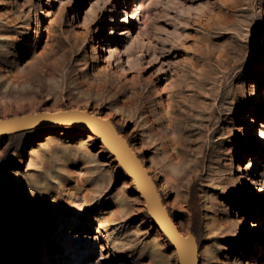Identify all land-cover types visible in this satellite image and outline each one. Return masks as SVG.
Wrapping results in <instances>:
<instances>
[{"label": "rangeland", "instance_id": "374dc122", "mask_svg": "<svg viewBox=\"0 0 264 264\" xmlns=\"http://www.w3.org/2000/svg\"><path fill=\"white\" fill-rule=\"evenodd\" d=\"M262 90L264 0H0V119H111L199 264H264ZM145 204L78 127L0 137V264H180Z\"/></svg>", "mask_w": 264, "mask_h": 264}, {"label": "water", "instance_id": "95a60500", "mask_svg": "<svg viewBox=\"0 0 264 264\" xmlns=\"http://www.w3.org/2000/svg\"><path fill=\"white\" fill-rule=\"evenodd\" d=\"M50 126L78 127L96 136L134 181L148 214L176 250L179 263L199 264L196 237L181 231L165 206L155 180L111 119L81 109L38 112L0 119V137Z\"/></svg>", "mask_w": 264, "mask_h": 264}, {"label": "bare ground", "instance_id": "6f19581e", "mask_svg": "<svg viewBox=\"0 0 264 264\" xmlns=\"http://www.w3.org/2000/svg\"><path fill=\"white\" fill-rule=\"evenodd\" d=\"M261 93H262V96L264 97V90H262ZM250 225L251 226L253 225V229L251 230V232L253 234H255L260 226H258L257 224L255 225L254 223H252ZM262 260H263V258H261L259 255H256L255 253H253V254L249 255V257L247 258L245 264H263V263L260 262Z\"/></svg>", "mask_w": 264, "mask_h": 264}]
</instances>
